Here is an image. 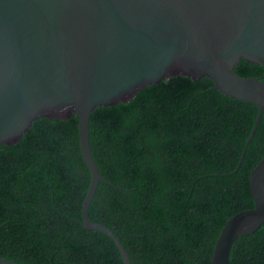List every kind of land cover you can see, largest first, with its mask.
<instances>
[{
    "label": "trees",
    "instance_id": "1",
    "mask_svg": "<svg viewBox=\"0 0 264 264\" xmlns=\"http://www.w3.org/2000/svg\"><path fill=\"white\" fill-rule=\"evenodd\" d=\"M264 81V65L234 69ZM208 77L176 76L126 103L99 106L90 143L101 174L89 208L131 264H210L229 218L254 206L251 170L264 156V111L238 166L258 108L212 89ZM91 173L78 115L36 119L0 150V257L20 264H124L113 240L83 227ZM229 264H264V223L238 237Z\"/></svg>",
    "mask_w": 264,
    "mask_h": 264
},
{
    "label": "water",
    "instance_id": "2",
    "mask_svg": "<svg viewBox=\"0 0 264 264\" xmlns=\"http://www.w3.org/2000/svg\"><path fill=\"white\" fill-rule=\"evenodd\" d=\"M242 59L264 65V0H0V150L40 117L77 114L91 173L81 223L109 236L131 264L113 231L89 216L100 182L123 191L101 174L93 156L92 113L162 80L208 77L212 89L258 108L234 173L264 111V81L234 71ZM249 187L254 206L227 220L210 264H229L235 240L264 223V156ZM0 264L20 263L0 257Z\"/></svg>",
    "mask_w": 264,
    "mask_h": 264
}]
</instances>
